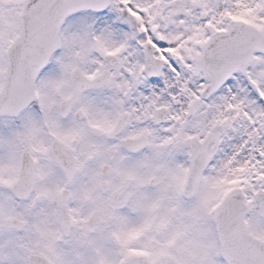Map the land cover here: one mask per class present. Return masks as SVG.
I'll use <instances>...</instances> for the list:
<instances>
[{
    "label": "snow or ice",
    "instance_id": "1",
    "mask_svg": "<svg viewBox=\"0 0 264 264\" xmlns=\"http://www.w3.org/2000/svg\"><path fill=\"white\" fill-rule=\"evenodd\" d=\"M0 264H264V0H0Z\"/></svg>",
    "mask_w": 264,
    "mask_h": 264
}]
</instances>
